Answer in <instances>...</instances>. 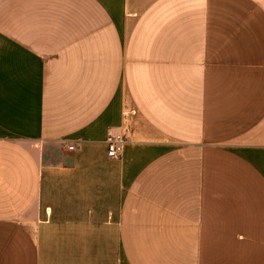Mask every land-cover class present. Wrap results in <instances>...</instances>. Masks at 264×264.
Listing matches in <instances>:
<instances>
[{
  "label": "crops",
  "instance_id": "1",
  "mask_svg": "<svg viewBox=\"0 0 264 264\" xmlns=\"http://www.w3.org/2000/svg\"><path fill=\"white\" fill-rule=\"evenodd\" d=\"M0 264H264V0H0Z\"/></svg>",
  "mask_w": 264,
  "mask_h": 264
},
{
  "label": "built area",
  "instance_id": "2",
  "mask_svg": "<svg viewBox=\"0 0 264 264\" xmlns=\"http://www.w3.org/2000/svg\"><path fill=\"white\" fill-rule=\"evenodd\" d=\"M125 143H126V137L123 135H113V134L108 135L107 137L108 156L111 159L119 158ZM68 149L70 151H75L77 150V147L75 145H70Z\"/></svg>",
  "mask_w": 264,
  "mask_h": 264
}]
</instances>
